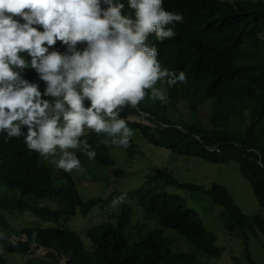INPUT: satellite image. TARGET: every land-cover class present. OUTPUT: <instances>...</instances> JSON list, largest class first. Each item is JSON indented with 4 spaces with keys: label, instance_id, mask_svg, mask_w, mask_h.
Here are the masks:
<instances>
[{
    "label": "trees",
    "instance_id": "obj_1",
    "mask_svg": "<svg viewBox=\"0 0 264 264\" xmlns=\"http://www.w3.org/2000/svg\"><path fill=\"white\" fill-rule=\"evenodd\" d=\"M120 2L126 6L124 14L133 17L134 10L127 8L128 0ZM162 8L181 13L185 22L176 25L174 38L161 42L153 33L146 44L157 48L162 69L183 71L187 82L168 87L166 80L159 81L167 92L165 101H146L150 89L146 90L143 102L120 110L121 118L147 143L177 156L195 157L211 164L236 162L264 211V0H163ZM25 78L38 83L42 98H47L43 97L45 83L37 80L34 71ZM178 105L183 106L182 112ZM199 110L206 111L204 120L200 119ZM140 112L146 115V123L127 121ZM22 131L26 132V128ZM5 137L6 133H0V185L12 194L0 195V210L29 212L43 221L58 222L77 212L85 216L93 207H104L122 194L83 201L62 169L64 184L54 186L45 158L30 151L23 136L7 142ZM81 139L96 149V164L114 166L103 143H111L112 138L106 133L86 131ZM72 151L81 165L88 159L79 150ZM124 151L128 158L134 156L131 140ZM111 174L121 178L124 171L114 167ZM166 187L204 195L210 205L190 208L184 197L166 192ZM124 193L128 194L126 199L137 202L144 222L155 223L151 228L136 225L134 242H129L124 233L132 210L122 203L110 220L86 232L89 248L72 230L12 229L0 216V251L28 256L32 245L49 250L43 258L37 256L40 260L36 264H59L61 259L64 264H203L188 250L174 247L169 232L211 258L219 257L222 251L215 245L216 234L209 229L219 221L227 233L241 235L245 247L249 235L264 233L263 217L241 213L224 187L212 184L204 189L180 182L166 169H153L141 185ZM44 200L57 203L59 208L45 207L41 203ZM215 208H220L217 216L206 223ZM19 237L25 240H14ZM0 264H8L4 256H0Z\"/></svg>",
    "mask_w": 264,
    "mask_h": 264
},
{
    "label": "clouds",
    "instance_id": "obj_2",
    "mask_svg": "<svg viewBox=\"0 0 264 264\" xmlns=\"http://www.w3.org/2000/svg\"><path fill=\"white\" fill-rule=\"evenodd\" d=\"M162 4L128 0L134 10L129 17L120 0H0V133L6 142L23 136L30 151L53 157L51 163L66 173L81 167L72 150L89 160L97 156L81 139L86 130L106 133L113 146L130 147L133 131L120 110L135 108L149 89L153 100L165 101L158 81L168 87L187 82L183 71L162 69L157 48L146 44L153 33L161 42L174 38L176 25L185 22ZM29 71L45 83L47 98L25 78Z\"/></svg>",
    "mask_w": 264,
    "mask_h": 264
},
{
    "label": "rangeland",
    "instance_id": "obj_3",
    "mask_svg": "<svg viewBox=\"0 0 264 264\" xmlns=\"http://www.w3.org/2000/svg\"><path fill=\"white\" fill-rule=\"evenodd\" d=\"M225 2H234L235 0H222ZM156 88H161L159 81L155 85ZM167 98V92L165 91ZM145 100V99H144ZM142 100V102L144 101ZM152 100L151 90L146 101ZM166 100V99H165ZM178 111L182 112L183 106L178 105ZM205 110H199V117L204 120ZM128 119V118H127ZM131 121L146 123L145 115L139 113L138 117H131ZM132 129V128H130ZM87 131V130H86ZM133 135L130 140L135 145V154L128 158L123 147L113 146L111 143L107 145L109 156L114 160V166H102L96 164L93 160L86 159L79 169H74L68 173L75 184L77 193L83 201L91 199H105L112 193H124L131 191L141 185L153 169L161 168L171 172L173 176L180 182L192 183L204 189H208L212 184H217L224 187L231 195L234 204L238 209L247 216L259 215L264 219V211L260 209L256 199L252 194V188L249 183L242 178L239 173L238 164L236 162H228L225 164H211L195 157L177 156L170 151L155 147L147 143L135 129H132ZM59 158V152L55 159ZM53 157L45 158L46 164L50 168V173L53 177L55 187H60L64 184V180L60 175L61 169H58L51 163ZM120 168L124 171V176L116 178L111 174L114 168ZM165 191L171 194H176L184 197L190 208H207L210 201L204 195L199 193L189 194L182 190H175L169 187ZM12 192L0 185V195H11ZM113 201V200H112ZM110 201L106 206L97 205L93 207L85 216L78 212L71 218H62L58 222L43 221L34 217L29 212L18 213L15 211L0 210L6 223L12 229L21 228H56L69 229L77 233L86 248H89L90 241L86 237V232L105 221L110 220L117 213L118 207L123 203L128 205L132 210L130 225L125 228V235L129 242H134L137 239V234L134 230L136 225H144L146 228L154 227V222H144L142 218L141 208L137 202L132 199H125L124 202L117 206H113ZM45 207L51 210H57L58 204L48 200L41 202ZM220 208H215L206 223H210L217 216ZM216 234L215 245L221 248V254L217 258H211L196 251L192 245L184 242L176 235L169 232L173 237V245L179 250H188L190 254L196 255L198 261L203 264H264V233H259L256 237L248 236L246 247L243 244L241 235L235 233H227L219 221L214 227L209 228ZM0 227V234L2 233ZM22 238H18L21 240ZM48 252L32 245L31 255L23 254H6L0 251V256H4L8 264H36L39 262V257L43 258ZM36 255V256H34ZM59 264H64L61 259Z\"/></svg>",
    "mask_w": 264,
    "mask_h": 264
}]
</instances>
